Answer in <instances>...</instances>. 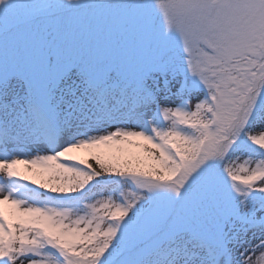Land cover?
Instances as JSON below:
<instances>
[{
  "label": "snow or ice",
  "instance_id": "obj_1",
  "mask_svg": "<svg viewBox=\"0 0 264 264\" xmlns=\"http://www.w3.org/2000/svg\"><path fill=\"white\" fill-rule=\"evenodd\" d=\"M0 264H264V0H0Z\"/></svg>",
  "mask_w": 264,
  "mask_h": 264
}]
</instances>
